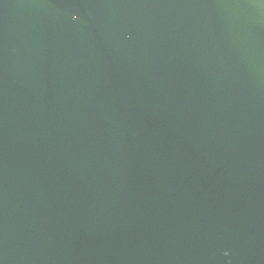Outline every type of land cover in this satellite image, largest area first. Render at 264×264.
I'll return each mask as SVG.
<instances>
[{"label":"water","instance_id":"obj_1","mask_svg":"<svg viewBox=\"0 0 264 264\" xmlns=\"http://www.w3.org/2000/svg\"><path fill=\"white\" fill-rule=\"evenodd\" d=\"M0 264H264V0H0Z\"/></svg>","mask_w":264,"mask_h":264}]
</instances>
